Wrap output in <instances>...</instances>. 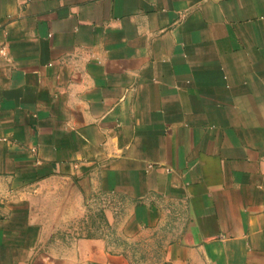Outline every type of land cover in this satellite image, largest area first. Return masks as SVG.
<instances>
[{
    "label": "crops",
    "instance_id": "1",
    "mask_svg": "<svg viewBox=\"0 0 264 264\" xmlns=\"http://www.w3.org/2000/svg\"><path fill=\"white\" fill-rule=\"evenodd\" d=\"M58 181L157 264H264V0H0V264H131L44 242Z\"/></svg>",
    "mask_w": 264,
    "mask_h": 264
},
{
    "label": "rangeland",
    "instance_id": "2",
    "mask_svg": "<svg viewBox=\"0 0 264 264\" xmlns=\"http://www.w3.org/2000/svg\"><path fill=\"white\" fill-rule=\"evenodd\" d=\"M37 215L44 227V242L54 247L72 246L81 241L103 243L111 252L126 255L131 264H157L160 247L152 235H131L130 205L103 193L88 197L63 181L48 182L31 191Z\"/></svg>",
    "mask_w": 264,
    "mask_h": 264
}]
</instances>
